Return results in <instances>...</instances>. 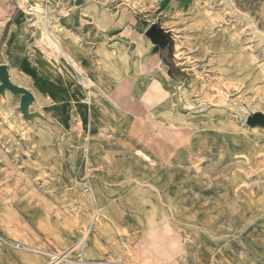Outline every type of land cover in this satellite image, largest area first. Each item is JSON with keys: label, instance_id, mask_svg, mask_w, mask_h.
Listing matches in <instances>:
<instances>
[{"label": "rangeland", "instance_id": "obj_1", "mask_svg": "<svg viewBox=\"0 0 264 264\" xmlns=\"http://www.w3.org/2000/svg\"><path fill=\"white\" fill-rule=\"evenodd\" d=\"M4 62L0 264H264V0H0Z\"/></svg>", "mask_w": 264, "mask_h": 264}, {"label": "bare ground", "instance_id": "obj_2", "mask_svg": "<svg viewBox=\"0 0 264 264\" xmlns=\"http://www.w3.org/2000/svg\"><path fill=\"white\" fill-rule=\"evenodd\" d=\"M47 33V32H46ZM45 36L49 41V45L52 47L53 51H54V55H58L60 57V61L62 63L64 62H69L74 69L82 75L83 77V81L80 80V83L82 82V86L85 88L84 90L79 88L80 94L84 95L86 99L85 103H89V105L91 107L95 106V102H102V101H106L107 103H109V105L113 104L116 105L117 102L115 101V99L113 97H111V93H110V89H112L110 86H108L107 84H105L103 82V80L101 79V77L99 76V74L97 72H92L90 69H84L80 62L78 61V59L75 57L74 52L71 50V48L66 45L65 43L62 44V39L59 38V36H56L55 38L53 36H55V34L53 32H51L50 34H46ZM69 35H71V33H69ZM44 48V47H43ZM52 54V51H50ZM48 54V53H47ZM53 56V55H52ZM54 58V57H53ZM55 59V58H54ZM49 62V61H48ZM1 67H7V74H8V79L9 82L12 85L13 84L10 81V75L9 73H11L12 70V66L8 63V62H4L3 64L0 65ZM0 67V68H1ZM63 68V66H62ZM6 69V68H5ZM65 75V74H64ZM25 77V76H24ZM27 77V76H26ZM12 80V79H11ZM69 81V80H68ZM70 82V81H69ZM75 82V81H74ZM17 86V85H15ZM20 87V86H18ZM1 88V87H0ZM22 88V87H21ZM7 88H4L2 92H4V90H6ZM154 89V88H153ZM8 90V89H7ZM26 90V88L24 89ZM9 92L13 93V94H20L22 96V93H17V92H13L8 90ZM70 91V90H69ZM1 92V93H2ZM7 98V95H6ZM21 98V97H20ZM71 96L67 95L65 97V100H70ZM5 100V99H4ZM81 100V99H80ZM3 103V101H2ZM8 103V102H7ZM3 105V104H2ZM87 105V104H86ZM10 106V105H9ZM85 105L80 106L79 108H84ZM106 116V114H105ZM89 119V118H88ZM87 146V144H86Z\"/></svg>", "mask_w": 264, "mask_h": 264}, {"label": "water", "instance_id": "obj_3", "mask_svg": "<svg viewBox=\"0 0 264 264\" xmlns=\"http://www.w3.org/2000/svg\"><path fill=\"white\" fill-rule=\"evenodd\" d=\"M0 82L2 83L0 91H2L4 88H7L10 91L17 92V93H22V95H23V99L22 100L23 101L26 100L27 98H30V95H29V93L26 90H24L23 88H20L18 86L12 85L9 82L8 74H7V71H6L5 67H1L0 68Z\"/></svg>", "mask_w": 264, "mask_h": 264}]
</instances>
